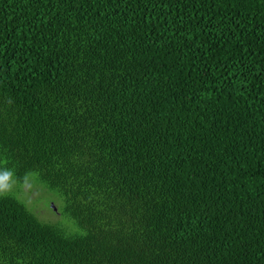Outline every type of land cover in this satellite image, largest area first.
Returning <instances> with one entry per match:
<instances>
[{
    "label": "trees",
    "instance_id": "trees-1",
    "mask_svg": "<svg viewBox=\"0 0 264 264\" xmlns=\"http://www.w3.org/2000/svg\"><path fill=\"white\" fill-rule=\"evenodd\" d=\"M0 264H264V0H0Z\"/></svg>",
    "mask_w": 264,
    "mask_h": 264
},
{
    "label": "rangeland",
    "instance_id": "rangeland-1",
    "mask_svg": "<svg viewBox=\"0 0 264 264\" xmlns=\"http://www.w3.org/2000/svg\"><path fill=\"white\" fill-rule=\"evenodd\" d=\"M7 195L23 203L41 222L72 233L77 232L73 222L64 212L63 199L56 192L48 190L35 175L28 177L27 185L16 182L13 190Z\"/></svg>",
    "mask_w": 264,
    "mask_h": 264
},
{
    "label": "clouds",
    "instance_id": "clouds-1",
    "mask_svg": "<svg viewBox=\"0 0 264 264\" xmlns=\"http://www.w3.org/2000/svg\"><path fill=\"white\" fill-rule=\"evenodd\" d=\"M13 175L14 174L11 170H0V196H5L13 190L16 184V181L13 179ZM24 184H28L27 176L24 178Z\"/></svg>",
    "mask_w": 264,
    "mask_h": 264
}]
</instances>
